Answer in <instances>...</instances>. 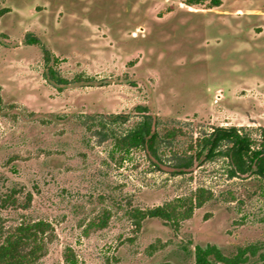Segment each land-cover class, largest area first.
<instances>
[{"label":"rangeland","instance_id":"374dc122","mask_svg":"<svg viewBox=\"0 0 264 264\" xmlns=\"http://www.w3.org/2000/svg\"><path fill=\"white\" fill-rule=\"evenodd\" d=\"M217 1L0 0V242L44 221L32 264H194L208 244L227 256L252 247L243 264H264V181L231 177L221 156L171 175L114 145L147 114L167 167L215 127L258 145L264 0ZM198 189L210 198L178 229L153 218L134 228L132 210Z\"/></svg>","mask_w":264,"mask_h":264},{"label":"trees","instance_id":"16d2710c","mask_svg":"<svg viewBox=\"0 0 264 264\" xmlns=\"http://www.w3.org/2000/svg\"><path fill=\"white\" fill-rule=\"evenodd\" d=\"M204 1L187 0L186 4L192 6ZM211 2L213 6L218 5L217 0ZM43 59L46 63L45 79L51 84H57L58 79L54 69L56 59L47 49H44ZM54 86L59 89V84ZM110 118L126 120L125 115L118 114ZM155 124L154 115H145L130 132L116 138L114 145L125 152L132 148H140L158 170H162V166H165L164 168H167L171 175L190 173L194 167L221 156L227 161L228 174L231 177L254 175L264 181V133L260 135L258 145H254L251 139L240 134L236 127H215L209 134L196 140L191 154L182 158L176 165L167 167L161 163L157 155L158 135ZM209 198V193L198 189L192 198H178L173 202L146 210L134 209L129 216L135 229H139L143 220L153 218L167 223L176 230L180 222L189 219L194 209L200 207ZM49 230L50 225L44 221L16 227L13 233L0 242V264H32L39 255V236ZM249 254L254 255V248H239L234 255L227 256L211 244L204 247L196 246L193 251L194 264H243ZM64 260L66 264H75L67 254L64 255Z\"/></svg>","mask_w":264,"mask_h":264}]
</instances>
